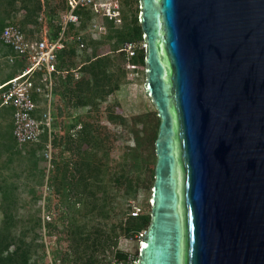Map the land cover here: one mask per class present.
I'll return each instance as SVG.
<instances>
[{
	"label": "water",
	"instance_id": "1",
	"mask_svg": "<svg viewBox=\"0 0 264 264\" xmlns=\"http://www.w3.org/2000/svg\"><path fill=\"white\" fill-rule=\"evenodd\" d=\"M159 125L136 264H264V0H138Z\"/></svg>",
	"mask_w": 264,
	"mask_h": 264
},
{
	"label": "rangeland",
	"instance_id": "2",
	"mask_svg": "<svg viewBox=\"0 0 264 264\" xmlns=\"http://www.w3.org/2000/svg\"><path fill=\"white\" fill-rule=\"evenodd\" d=\"M118 2L120 14L114 19H108L113 21L116 27L122 25L123 13L129 15L132 9L135 10L139 6L138 1L134 0H118ZM41 5V9L35 11L34 0H16L12 9H9L5 2L3 4L5 10L3 6L0 7V18L17 22L26 33L38 36L43 27H47L48 30L51 27L54 28L69 12L67 0H41ZM6 6L9 12L6 11ZM78 9L80 11L77 14L80 21L85 22L84 25L81 26L80 23L72 29L69 27L67 29L70 33L79 31L83 37L84 46L79 54H83L85 58H91L93 52L98 56L111 55L112 61L108 64L107 71L121 74L120 87L108 94L97 95L94 97L93 104L85 108H71L66 99L54 102L56 120L52 143L55 144L53 143V157L49 168L42 157L40 148L38 149L36 145L18 146L12 136V129L7 118L2 116L0 120V187L7 191L8 202H11L12 198L15 199L12 210L18 220L16 231L19 233L24 230L27 232V240L35 237V243L43 244L33 250V257L38 264H75L73 255L68 258L65 255V253L72 254V251L67 249L70 241L67 238L66 229L69 224L68 220L73 218L77 221L82 220L80 216L85 210H81L79 203L76 202L79 195L70 191L68 184L64 182L66 180L65 177L63 178V171L58 175V179L62 181L61 186L53 182L52 175L54 166H63L67 159L73 158V151L66 148L68 147L67 135L72 132L70 127L78 126L81 120L101 127V139L104 141L95 147V160L105 163L107 172L110 167L114 171L120 161L126 162L124 167L126 175H133L134 179L138 180V190L123 199L121 198L122 190L116 193L109 180L110 176L107 175L105 180H107V188L110 191L109 196L113 199L112 205L115 206L105 222L116 226L121 223L124 227L126 222L130 221L128 215L136 216L150 211L151 182L149 179L151 173L149 169L152 167L154 158L152 160L150 157L148 163L144 164L143 156L154 153H152L151 144H142V142L152 136L156 109L143 88L144 66L132 64L119 56L117 51L122 49L125 42L120 45L121 48L114 49L115 39L105 38L109 26L100 12L94 15L92 9L86 5L78 6L75 11L77 12ZM88 14L96 17L94 22L97 25H103L102 32L97 33L93 30L92 17L87 19ZM132 42L137 45L136 51L144 48L143 41ZM76 58V62L79 63V57ZM2 62L0 61L2 64L0 80L6 74L7 68L13 70L11 65L6 64V68ZM129 65L134 66L131 68ZM56 141H59L60 145H57ZM129 147H138L139 156L129 153L131 152ZM3 180L5 182L1 183ZM146 183L149 187H146ZM1 188L0 208L3 205ZM121 205L124 209L123 214L119 209ZM136 209L138 213L132 214ZM2 215V209H0V227ZM36 219H39V225L36 224ZM41 223L46 224V227L43 224L41 226ZM121 226L117 227V232L123 230ZM144 231L145 229H142L134 236L120 235L115 249L136 255L138 242ZM98 257L105 261H114V248L107 247L98 253Z\"/></svg>",
	"mask_w": 264,
	"mask_h": 264
},
{
	"label": "trees",
	"instance_id": "3",
	"mask_svg": "<svg viewBox=\"0 0 264 264\" xmlns=\"http://www.w3.org/2000/svg\"><path fill=\"white\" fill-rule=\"evenodd\" d=\"M34 1V10L41 9V0ZM134 1L137 2L138 0ZM5 2L9 9H12L16 0H0V7H2ZM6 11L9 12L7 6ZM78 11H80V9L75 12L79 13ZM128 16L129 19H127ZM91 17L92 14H88L87 19H91ZM122 19V25L116 27L113 21H109L110 19L108 20V18H106L109 31L105 35V38L109 40L115 39L113 45L114 49L121 48L120 45L126 41H143L141 26L138 21V8L135 10L132 9L129 15L123 13ZM8 22L14 21L0 18V33ZM80 23L81 26H83L85 22L81 20ZM72 28H74V25L70 24L69 29ZM59 29L60 25L58 24H56L54 28L51 27V35L55 36ZM117 52L119 56L132 64H140L145 67L144 48L136 51L130 58H128L122 50H118ZM80 54L74 44L69 47V49L66 48L59 53L60 65L66 66V68H76L80 74L77 78H74L73 74L67 73L65 77L58 75L55 79L54 94L56 100L66 99L71 108L89 107V104H93L94 97L101 94H108L118 89L121 84V74L119 72L113 73L107 71L108 64L112 61L111 55L98 56L97 53L93 52L91 58H85L83 54ZM75 57H79V63L76 62ZM9 75L11 76L12 74L9 73L8 76ZM155 115V125L152 136H150V139H146L142 142V144H151L153 147L152 153L154 154L148 155L149 157L143 156L144 164L146 162L148 163L150 157H152V160L154 158L152 167L149 169L151 173L149 179L151 186L153 183V171L156 161L154 140L159 125V118L156 113ZM100 128V126L94 125L86 120H81L78 126L74 125L70 127L72 132L67 135L68 147L66 148L73 151V158L67 159L63 166H54L55 169L52 175L53 182L61 186L62 181L58 179V175L63 171V178L65 177L66 180L64 182L68 184L70 191L79 195L78 199L76 198V202L79 203L81 210H85L80 216L82 220L77 221L74 218L68 220L69 224L66 229L67 238L70 241L67 249L71 250L72 254L65 253V255L67 258L73 255V262L75 264H114L118 261H123V264H125L127 254L122 250L115 249L119 236H134V234L140 232L142 229L146 230L150 221L149 211L136 216L128 215L130 221H127L124 227L121 226V223L116 226L114 224L109 225L105 222L115 206L112 205L113 199L109 196L110 191L107 188V180H105L107 175L110 176L109 180L112 182L114 191L118 193V190H122L121 198L123 199L136 192L138 190L137 186L139 185L138 180H135L133 175H126L124 168L126 162L120 161L114 171L111 170L112 168L110 167L107 172L105 163H99L95 160V147L104 141V139H101ZM56 144L60 145V142L56 141ZM34 145H36L38 149L40 148L41 151L43 150V143H29L22 146ZM129 148L131 149L129 153L138 155L140 151L138 147ZM35 158L34 156V159ZM34 161L36 165V159ZM41 177H43V175ZM3 182H5V180L1 181V183ZM146 187H149L148 183H146ZM1 190H3V205L0 209H2L3 215L0 227V264H38L36 262L37 260L33 257V250H36L38 246H42L43 244L35 243V237L27 240V232L24 230L19 233L16 231V223L18 220L15 212L12 210L14 208L13 204L15 199L12 198V201L8 202L9 198L6 194L7 191L3 188H1ZM119 209L120 213L123 214L124 209L122 205ZM35 222L39 225V219H36ZM42 224L46 227V224L41 223V226ZM120 226L123 230L117 232V227L120 228ZM107 247L114 248V261H105V259L98 257V253L104 251Z\"/></svg>",
	"mask_w": 264,
	"mask_h": 264
},
{
	"label": "built area",
	"instance_id": "4",
	"mask_svg": "<svg viewBox=\"0 0 264 264\" xmlns=\"http://www.w3.org/2000/svg\"><path fill=\"white\" fill-rule=\"evenodd\" d=\"M69 12L57 24L60 29L55 36L51 30L43 27L40 35L26 33L16 22H8L0 33V61L7 68L0 80V120L6 117L12 129V136L18 146L24 144L43 143L42 157L47 168L51 166L53 133L55 132L56 115L54 113L55 79L58 75L65 77L67 73L79 76L76 68L60 65L59 53L69 49L73 44L78 53L84 46L79 31H68L70 24L80 25V17L75 10L78 6H89L93 14L101 13L108 19L120 14L118 0H67ZM92 16V28L102 32L103 25H97ZM144 47V42H143ZM137 49L134 42H125L122 51L128 58ZM2 64H0L1 67ZM133 68L134 65H129ZM11 73L12 75L8 76ZM137 209L132 214H137ZM145 232V231H144ZM143 232V233H144ZM142 233V235H143ZM141 235V236H142ZM140 236V237H141ZM137 254H127L125 264H136ZM114 264H123L119 261Z\"/></svg>",
	"mask_w": 264,
	"mask_h": 264
},
{
	"label": "clouds",
	"instance_id": "5",
	"mask_svg": "<svg viewBox=\"0 0 264 264\" xmlns=\"http://www.w3.org/2000/svg\"><path fill=\"white\" fill-rule=\"evenodd\" d=\"M16 142V141H15ZM138 251V250H137Z\"/></svg>",
	"mask_w": 264,
	"mask_h": 264
}]
</instances>
